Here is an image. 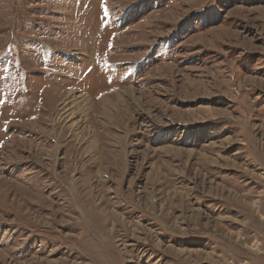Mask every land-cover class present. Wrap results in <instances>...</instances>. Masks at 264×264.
Listing matches in <instances>:
<instances>
[{"label": "rangeland", "instance_id": "374dc122", "mask_svg": "<svg viewBox=\"0 0 264 264\" xmlns=\"http://www.w3.org/2000/svg\"><path fill=\"white\" fill-rule=\"evenodd\" d=\"M150 1L0 0V264H264V0Z\"/></svg>", "mask_w": 264, "mask_h": 264}, {"label": "flooded vegetation", "instance_id": "af4514ba", "mask_svg": "<svg viewBox=\"0 0 264 264\" xmlns=\"http://www.w3.org/2000/svg\"><path fill=\"white\" fill-rule=\"evenodd\" d=\"M151 2V6L152 7H154V8H156L157 6H158V1H155V2H153L152 0L150 1ZM112 11V9H110V8H106V11ZM122 23H123V21H122V17H119L118 18V16L115 14V12L114 11H112L111 12V19H110V26L111 25H113V28L111 29V27H110V32H111V34H110V36H109V38L114 42V39H115V36H116V33L114 32L115 30H117V28L120 26V25H122ZM106 30V29H105ZM112 49H114V48H112ZM111 51V50H110ZM109 51V52H110ZM104 59L105 60H110L109 58H108V56H107V52L105 51V54H104ZM94 60H95V58H94Z\"/></svg>", "mask_w": 264, "mask_h": 264}, {"label": "bare ground", "instance_id": "6f19581e", "mask_svg": "<svg viewBox=\"0 0 264 264\" xmlns=\"http://www.w3.org/2000/svg\"><path fill=\"white\" fill-rule=\"evenodd\" d=\"M66 114V112L64 113V115ZM94 163V162H93ZM58 177V176H57ZM59 184H63V181H60V183ZM73 184V183H72ZM74 185V184H73ZM72 185V186H73ZM77 189V188H76ZM75 204V203H74ZM182 205V204H181ZM78 208V207H77ZM87 220V219H86ZM116 223H117V221H116ZM93 230V229H92ZM108 232V231H107ZM90 233V232H89ZM98 233V232H97ZM101 236V235H100Z\"/></svg>", "mask_w": 264, "mask_h": 264}]
</instances>
